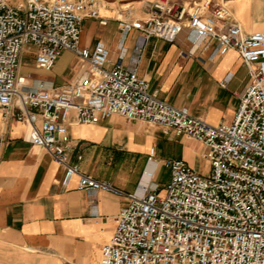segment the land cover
<instances>
[{"label":"built area","instance_id":"obj_1","mask_svg":"<svg viewBox=\"0 0 264 264\" xmlns=\"http://www.w3.org/2000/svg\"><path fill=\"white\" fill-rule=\"evenodd\" d=\"M98 9V0H0L1 118L25 125L30 145L62 170V188L75 179L79 191L124 197L100 264H264V32H244L223 0L189 6L153 0L145 19L117 21L119 53L111 63L101 42L92 48L80 44L83 21L107 24ZM133 30L139 33L137 54L150 38L171 44L182 31L193 48L187 56L198 47L210 50L208 59L237 52L248 84L233 120L210 125L150 92L136 67L122 63V42ZM64 52L78 67L64 86L20 73L24 54L47 73ZM70 114L78 125L115 115L157 126L164 136L193 139L204 148L207 172L179 159L158 162L152 148L147 158L152 168L142 173L146 182L123 193L70 162L72 146L61 140ZM158 166L169 170L163 188L154 180Z\"/></svg>","mask_w":264,"mask_h":264},{"label":"crops","instance_id":"obj_2","mask_svg":"<svg viewBox=\"0 0 264 264\" xmlns=\"http://www.w3.org/2000/svg\"><path fill=\"white\" fill-rule=\"evenodd\" d=\"M150 1L98 0L99 16L107 24L102 27L97 20L83 21L81 46L92 48L99 41L108 50L109 61L115 62L120 41L117 21L145 19ZM170 1L189 6L200 0ZM223 2L244 32H264V0ZM138 41L136 30L123 40L122 63L136 67L150 92L210 125L233 120L248 84L247 68L237 52L208 59L210 50L202 52L198 47L192 57L187 56L193 48L186 31L171 44L150 38L140 54L135 51ZM67 68L68 77L63 75ZM37 72L35 78L61 87L76 77L77 60L64 52L50 72ZM61 140L72 146L70 162L82 173L123 193L136 191L143 182V171L152 168L147 162L152 148L156 161L179 159L204 174L197 164L204 161L200 143L185 136H164L159 127L141 121L128 122L114 115L95 125H78L70 114ZM159 144L167 156L156 159ZM140 156L146 160L138 171L134 157ZM161 168L154 170L156 184ZM61 176L62 170L49 155L27 141L25 125L4 122L0 116V264H100L101 248L110 241L114 219L126 200L111 193L79 191L75 179L64 189L59 184Z\"/></svg>","mask_w":264,"mask_h":264},{"label":"rangeland","instance_id":"obj_3","mask_svg":"<svg viewBox=\"0 0 264 264\" xmlns=\"http://www.w3.org/2000/svg\"><path fill=\"white\" fill-rule=\"evenodd\" d=\"M11 3H17L18 0H9ZM225 1V0H224ZM67 65L71 64V61L68 60ZM20 73L23 75L27 74H40L37 71H34L33 69V61L30 59V57L27 54H24L21 58V69ZM48 73V72H47ZM46 74V73H45ZM63 75L68 77L70 75V69L67 68L64 72ZM46 78H49L48 75H46ZM156 159L164 158L167 156L166 149L163 145L159 144L156 145ZM146 158L143 156L140 157H134V163H135V168L140 171L142 167L144 166ZM198 169L202 171L204 174L207 172V164L203 161H198ZM169 180V170L165 168H161L158 173V179H157V184L159 185V188H163L164 185L168 182Z\"/></svg>","mask_w":264,"mask_h":264},{"label":"bare ground","instance_id":"obj_4","mask_svg":"<svg viewBox=\"0 0 264 264\" xmlns=\"http://www.w3.org/2000/svg\"><path fill=\"white\" fill-rule=\"evenodd\" d=\"M143 182H146V178L143 179Z\"/></svg>","mask_w":264,"mask_h":264}]
</instances>
